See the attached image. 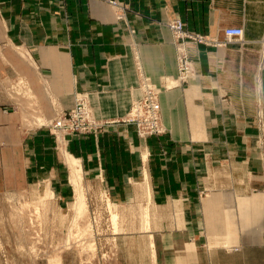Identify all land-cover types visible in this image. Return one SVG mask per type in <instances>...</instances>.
<instances>
[{"label": "crops", "instance_id": "0c3cea01", "mask_svg": "<svg viewBox=\"0 0 264 264\" xmlns=\"http://www.w3.org/2000/svg\"><path fill=\"white\" fill-rule=\"evenodd\" d=\"M112 2L0 0V51L35 106L27 121L24 105L0 101V193L32 182L70 204L77 191L60 139L24 124L84 96L106 122L63 134L83 194L98 186L117 204L147 205L157 264H264V0ZM174 18L219 39L243 27L245 41L188 42L194 72L182 83ZM144 78L161 90L162 135L122 121Z\"/></svg>", "mask_w": 264, "mask_h": 264}, {"label": "rangeland", "instance_id": "374dc122", "mask_svg": "<svg viewBox=\"0 0 264 264\" xmlns=\"http://www.w3.org/2000/svg\"><path fill=\"white\" fill-rule=\"evenodd\" d=\"M168 26L177 45L178 76L182 83L188 82L194 72L193 62L187 51L188 42L226 45L245 41V38L229 41L226 35L224 39H219L199 34L188 29L180 18L171 19ZM263 38L264 35L261 39L264 45ZM1 60L10 69L6 68L7 73L5 67H0V101L8 100L9 107L16 104L23 109L24 105L26 113H23V117L29 121V117L34 114V101L24 82L15 76L10 57L0 51ZM140 86L142 96L132 103L122 121L134 124L141 137L162 135L166 128L162 119L161 90L147 78L142 80ZM152 98L160 103L158 123L146 113L150 110L148 103ZM143 103L146 106L141 111L140 105L139 114L136 107ZM73 110L81 112L78 117H73ZM39 118L37 123L26 122L24 126L30 128L44 123L60 139L63 153L71 164L77 195L71 197L68 205L67 199L62 201L63 199L50 194L51 190L46 185L37 184L33 188L30 181L23 189H8L0 193V264H157L154 245H151L148 236L144 234L145 230H149V226H144L149 217L147 205H131V200L117 204L98 186L93 191L95 194H83L78 162L64 148L63 134L97 133L106 121L95 117L84 96L78 98L72 109L61 111L48 121ZM72 118L78 120L77 127L70 126L68 120ZM64 121L67 123L63 124ZM145 126L149 128L145 130ZM37 187L46 188L45 194L38 193L40 191ZM64 202L67 205L65 211H62L59 203ZM79 203L85 204L84 208ZM78 205L82 208V215L77 211L80 210Z\"/></svg>", "mask_w": 264, "mask_h": 264}, {"label": "built area", "instance_id": "2783aa9c", "mask_svg": "<svg viewBox=\"0 0 264 264\" xmlns=\"http://www.w3.org/2000/svg\"><path fill=\"white\" fill-rule=\"evenodd\" d=\"M182 26V24H181ZM177 27V26H176ZM225 35L227 37V39L229 41H234V40H242L244 38V29L242 27H238V26H231V27H227L225 29ZM264 41V38H263ZM140 105H141V111L143 110V106H146L145 103L143 104H138V106L136 107V111L139 112L140 114ZM150 110L146 113H148L149 118L152 120L154 119L157 123H158V116H159V110H160V103L159 101H157L156 99H153L148 103ZM73 117H78L79 114L81 113L80 111L77 110H73ZM138 114V115H139ZM70 121V126H74L77 127L78 125V120L76 118H72V120H68ZM67 122H63V124H66ZM83 128V126H81ZM148 126H145V130L148 129Z\"/></svg>", "mask_w": 264, "mask_h": 264}, {"label": "bare ground", "instance_id": "6f19581e", "mask_svg": "<svg viewBox=\"0 0 264 264\" xmlns=\"http://www.w3.org/2000/svg\"><path fill=\"white\" fill-rule=\"evenodd\" d=\"M24 50V49H23ZM22 50V51H23ZM26 53V52H25ZM27 88V87H26ZM29 88V87H28ZM28 92V91H27ZM30 93V92H29ZM32 94V93H31ZM30 94V95H31ZM31 98V97H30ZM38 103V102H37ZM37 105V104H36ZM38 108V107H37ZM26 113V112H25ZM39 119H41V118H39ZM37 120V119H36ZM42 120V119H41ZM44 120V119H43ZM41 122V121H40ZM80 196H83V195H80ZM84 197V196H83ZM81 198V197H80ZM78 199H79V196H78ZM82 200H83V198H82ZM84 202H85V200H84ZM83 201H81V203H84ZM78 203V201L75 203V204H77ZM81 203H79V204H81ZM86 203V202H85ZM83 205V208H84V205L85 204H81V206ZM81 206L79 207V205H78V208H80V210L79 209H77V211H78V213H79V211H80V214H81ZM86 208V207H85ZM36 210V209H35ZM83 210H85V209H83ZM86 211H84V213H85ZM83 214V213H82ZM81 214V215H82ZM115 214V213H114ZM84 216V215H83ZM78 218V217H77ZM114 218H116L115 216H114ZM81 221V220H80ZM76 225V224H75ZM89 225V224H88ZM88 225H86L87 227H88ZM78 226V225H77ZM79 227V226H78ZM84 228V227H83ZM89 228V227H88ZM77 231H80V229L79 230H77ZM77 231H76V233H77ZM84 231V230H83ZM75 233V232H74ZM82 233V232H81ZM82 234H85V233H82Z\"/></svg>", "mask_w": 264, "mask_h": 264}]
</instances>
